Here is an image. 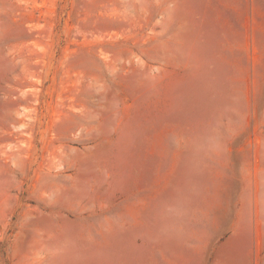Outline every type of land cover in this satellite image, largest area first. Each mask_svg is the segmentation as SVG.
Here are the masks:
<instances>
[{
    "label": "rangeland",
    "instance_id": "rangeland-1",
    "mask_svg": "<svg viewBox=\"0 0 264 264\" xmlns=\"http://www.w3.org/2000/svg\"><path fill=\"white\" fill-rule=\"evenodd\" d=\"M0 264H264V0H0Z\"/></svg>",
    "mask_w": 264,
    "mask_h": 264
}]
</instances>
